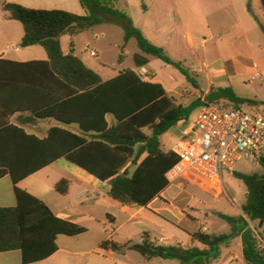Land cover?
Instances as JSON below:
<instances>
[{
    "label": "trees",
    "instance_id": "16d2710c",
    "mask_svg": "<svg viewBox=\"0 0 264 264\" xmlns=\"http://www.w3.org/2000/svg\"><path fill=\"white\" fill-rule=\"evenodd\" d=\"M118 2L80 0L85 16L2 5L11 19L23 25L21 46L41 45L48 55L47 61L25 63L0 59V179L8 175L12 178L17 198L16 207L0 208V253L20 251L23 264L47 260L58 252L59 236L76 237L88 229L56 216L46 203L20 189L17 185L21 181L64 158L107 182L111 198L120 204L147 207L169 187L166 174L178 162L162 142L173 127L210 104L224 109L221 103L226 102L233 110L244 105L264 107V102L243 98L230 87L214 88L183 106L161 83L142 79L137 70L146 67L151 57L180 70L182 63L174 62L164 48L149 41L128 13L117 8ZM114 18L124 25L125 41L135 39L140 53L134 56L135 69L103 81L73 49L64 54L61 39ZM26 112L39 120L78 125L80 131L54 127L44 138L28 134L10 122L15 114ZM258 164L260 172H232L246 186L247 193L242 216L218 214L232 228L231 234L197 232L188 248L179 244L159 246L146 236L143 242L128 245L110 239L102 243V248L122 254L136 251L146 259L161 257L180 264H212L220 259L222 245L242 236L246 264H264L258 238H264V234L257 229L264 222V156Z\"/></svg>",
    "mask_w": 264,
    "mask_h": 264
},
{
    "label": "crops",
    "instance_id": "0c3cea01",
    "mask_svg": "<svg viewBox=\"0 0 264 264\" xmlns=\"http://www.w3.org/2000/svg\"><path fill=\"white\" fill-rule=\"evenodd\" d=\"M142 1L145 6L146 0ZM151 1L152 4L155 5L160 3V1L162 0ZM129 2V0H122L123 7L125 5H129ZM164 2L168 3L165 0ZM181 2V6L178 10V16L182 19L183 24L189 32H193L194 29L198 30V22L203 21V19L208 17V15H214L215 13L217 24L220 25L217 29L219 39L222 41L224 50L231 41L246 39V43L241 44L238 47V50L243 53L241 55L242 57L248 58L250 56H259L262 53L259 43L256 45H250L249 42L250 34H253V36L256 37L257 41L259 39L258 35L260 27L256 20L259 21L261 20V17L264 16V4L262 7V0H251V12L249 10L248 0H181ZM7 4H16L25 8L35 10H62L79 16L86 15V11L82 7L80 0H0V59L19 63L47 61L48 55L45 48L41 45H34L30 47L21 46L24 37V28L19 21L11 19L9 12L3 10L2 5ZM121 11L126 12V10ZM149 13V7L146 6L145 14ZM176 14L177 13H175L174 11H165L166 22H174ZM130 18L132 19L133 24H135L132 15L130 16ZM229 21L233 22V25L231 27L226 26ZM140 30L149 41L150 38L147 33L152 35L153 39L159 40L162 38L161 29L157 27L149 32L148 29L144 30V28ZM85 31L75 35L66 34L62 37L61 45L64 54H68L72 49L75 53V37L81 36ZM206 31L210 32L211 34H215L213 29L207 28ZM66 36H69L70 38V42L68 44L69 50L67 51H65L63 48V40ZM157 45L162 48L164 47L163 44ZM92 53H95V55H92ZM91 55L97 57L99 54L95 51H91ZM78 57L86 64V66L97 72L90 66V64L84 57ZM177 63L182 62L178 61ZM226 63L231 64L227 65ZM149 65L150 63L144 68H147ZM214 67L216 70L224 73V75L227 74V80L229 82L238 83L241 81L245 82L250 79L251 81L257 80L254 79V77L257 73H260L261 64H259L256 60H253L252 64L249 67H246L242 66L237 61H233V59L228 58V60L226 61H219L214 65ZM228 69H231L233 74L229 77ZM125 70L128 69L115 72V74H113L112 78H110L109 80L115 78L120 72ZM211 78L216 79V81L210 84L208 90H201L202 95L197 96L198 99L203 97V95L208 94L214 88L228 87L220 86V83L222 81H225V76H221L219 74L209 75L206 82H209ZM261 78H263V76ZM103 81L108 80L103 79ZM152 81L161 83L165 87L168 94L176 101L178 99L176 97L183 96L182 94H177L176 92H174L163 81L157 79ZM187 90H189V88H186L185 92ZM236 93L239 96L246 98L242 93ZM191 94L196 93L191 92ZM254 100L264 102V98L262 96H257V98H255ZM109 120L110 122H112V117H109ZM10 122L23 128L28 134L36 135L40 138L46 137L48 135V132L54 127H64L77 133L80 131L78 125L66 126L54 119L39 120L34 118L29 112L15 114L10 118ZM166 136H169L172 142L177 136L171 132L163 136V147L166 151H169L170 146H168L165 141ZM235 171L244 172L237 169H235ZM260 171L261 167L259 166V171L257 172ZM45 173L46 175H48V177L54 175L55 180L53 182H46L45 177H42L41 175ZM229 174H232V176L234 177L232 172H229ZM62 181H65L66 184L60 185ZM224 181L226 185L227 196L228 183H226V174H224ZM17 186L20 189L25 190L33 196L42 200L51 208L56 216L63 220H67L85 227L88 221L96 220L97 216L100 215L105 216L107 221L113 225L114 234L118 233V231L123 227H128L129 229L126 233L128 242L124 245L132 244V237L134 235L140 234V243L141 239L146 236L150 237L151 242L156 245H159V242L161 243L160 240L162 239L163 242H169V244H167L166 246H174L179 244L184 248H188L193 245L194 241L192 239V235L197 232L216 235L232 233V228L230 233H216V231H219L221 223L214 219V216L210 213L212 206L207 202H200L199 209H193L188 212L184 211V209H181L182 205L184 204V198H178L174 196L173 190L175 187H168L147 207L120 204L119 202L111 198V186L107 182L98 180L97 178L86 172L84 169L78 167L77 165L69 162L64 158L56 161L54 164L21 181ZM236 186L237 189L230 187V190L233 195L237 197L238 193L241 191V187L239 186V184H237ZM54 191L61 197H58L56 196V194L52 193ZM245 202L246 199L240 205H235V207L237 208V216L233 217H240L243 215L242 206L245 204ZM116 204L117 208L115 207ZM16 205L17 198L13 180L9 175L4 176L0 179V208H12L16 207ZM113 207L118 210L117 214H113L110 212V209H112ZM222 214L225 213L222 212ZM119 216L121 218H119ZM218 220L222 219L219 218ZM119 222L121 224L117 226ZM209 223L211 226H209ZM143 225L151 230L148 231L142 229L141 226ZM204 226L207 228L206 232H204L202 229ZM251 226L254 227L253 224H251ZM172 227L177 228L179 232H175ZM151 231L158 233V235H160L159 239L154 236ZM162 233H166V235L169 236H166ZM114 242L117 243L116 241ZM54 256L55 254L52 257ZM52 257L34 264H43L50 260ZM0 264H23L22 253L20 251L0 253ZM212 264H246L243 254L242 236H236L235 238H233L230 241L229 245H222L220 259L213 262Z\"/></svg>",
    "mask_w": 264,
    "mask_h": 264
},
{
    "label": "rangeland",
    "instance_id": "374dc122",
    "mask_svg": "<svg viewBox=\"0 0 264 264\" xmlns=\"http://www.w3.org/2000/svg\"><path fill=\"white\" fill-rule=\"evenodd\" d=\"M129 1V5L123 7L122 0H119L117 8L119 10H126L129 16L132 15L135 22L134 25L138 29H148V32L154 30L156 27L161 29L162 38L159 40L153 39V36L147 33L150 41L155 45L163 44V48L172 60L182 62L183 70H180L167 65L158 58L151 57L150 65L142 69L145 72L150 71L148 80L152 81L157 79L163 81L174 92L182 94L183 96L176 97L178 98V104L188 106L197 100V96L202 95L201 90H208L210 84L216 81V79L211 78L209 82H206L207 77L214 74L225 76V81H222L220 86H228L235 92L242 93L246 98L255 99L257 96L264 98V16L261 17V20H256L260 27L258 41L253 34L249 36L250 45L259 43L262 53L259 56H250L247 58L242 57L241 55L243 53L238 50L241 44L246 43V39L231 41L227 46L228 48L223 49L222 41L219 39L217 30L220 25L217 24L215 13L214 15H208L203 21H199L198 30L194 29L193 32H189L183 24L182 19L178 16V10L182 3L181 0H165L168 3L162 0L155 5L152 4L151 0H146L145 6L142 0ZM251 4V0H248V5L251 6ZM146 6L149 7V14H145ZM168 10L177 13L175 21L172 23L166 22L165 11ZM232 25L233 22L229 21L226 26L231 27ZM207 28L213 29L215 34L206 31ZM69 39V36H66L63 40V48L65 51L69 50ZM74 45L76 55L84 57L104 80H109L115 72L120 70L134 69V56L140 52L135 39H131L129 42L125 41L124 25L116 18L112 21H104L97 27L85 31L81 36L75 37ZM91 51H95L99 55L97 57L92 56ZM228 58L246 67H249L252 61L256 60L261 64L260 73L263 78L252 81L250 79L238 83L229 82L227 80V74L224 75V73L216 70L214 67L219 61H226ZM230 64L228 63L227 65ZM183 71L189 74L197 83L198 87H195L188 80V77ZM231 75H233L232 71L228 69V77ZM186 88H189V90L185 92ZM191 92L196 94H191ZM221 104L225 106L224 109L233 110L229 103L223 102ZM241 109L249 111L251 107L244 105ZM197 112L198 110L192 114L189 120L179 123L169 132L179 137L181 131L189 126ZM165 141L168 146H171L172 140L169 136L165 137ZM236 169L246 173H255L259 171V164L252 165L244 159L239 162ZM225 174L227 179L226 183H228L227 196L224 195L219 198H214L188 183H181L173 190L175 197L184 198V204L181 209H184L186 212L197 208L199 209L200 202L209 203L212 206L210 213L216 221L221 223L219 231H216L217 234L231 232L230 225L223 220H218L219 216L217 215L223 212L230 216H237V208L235 205H240L246 199L244 184L235 179L229 172H225ZM41 175L45 177L46 182H53L55 180L54 175L50 177L46 173ZM237 184L241 187V191H238L239 193L236 197L231 192L230 187L237 189ZM52 193L61 197L55 191ZM115 207L117 208V204ZM115 207L110 209V212L113 214L118 213ZM119 218L121 217L119 216ZM120 224L119 222L117 226ZM209 226H211L210 223ZM85 227L88 229V232L80 236H60L58 240L59 251L54 257L43 264H180L178 260H166L161 257L146 259L136 251H126V253L122 254L102 248V243L108 239L116 241L119 245H124L128 242L126 233L129 228L123 227L118 233L114 234V227L107 221L105 216L98 215L96 220L88 221ZM141 228L148 231L151 230L144 225ZM172 229L175 232H179L175 227H172ZM151 232L159 239L160 235L158 233ZM162 234L166 235V233ZM132 238V244L140 243L141 235L137 234ZM167 244H169L168 241L159 242L161 246H166Z\"/></svg>",
    "mask_w": 264,
    "mask_h": 264
},
{
    "label": "built area",
    "instance_id": "2783aa9c",
    "mask_svg": "<svg viewBox=\"0 0 264 264\" xmlns=\"http://www.w3.org/2000/svg\"><path fill=\"white\" fill-rule=\"evenodd\" d=\"M138 75L144 80L149 78V72L142 69ZM261 77L257 73L254 79ZM169 151L178 158L166 174L169 187L188 183L211 197L224 196L225 172H233L244 159L256 165L264 156V107L245 111L206 105L198 110L181 135L174 138ZM202 229L207 231L205 226ZM258 238L264 252V238Z\"/></svg>",
    "mask_w": 264,
    "mask_h": 264
},
{
    "label": "water",
    "instance_id": "95a60500",
    "mask_svg": "<svg viewBox=\"0 0 264 264\" xmlns=\"http://www.w3.org/2000/svg\"><path fill=\"white\" fill-rule=\"evenodd\" d=\"M257 229L260 230L262 232V234H264V222H260L257 225Z\"/></svg>",
    "mask_w": 264,
    "mask_h": 264
}]
</instances>
